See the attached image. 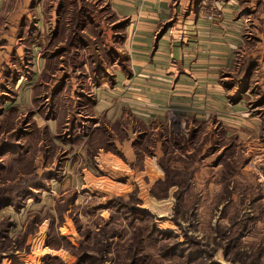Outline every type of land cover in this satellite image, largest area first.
Listing matches in <instances>:
<instances>
[{
	"label": "rangeland",
	"instance_id": "rangeland-1",
	"mask_svg": "<svg viewBox=\"0 0 264 264\" xmlns=\"http://www.w3.org/2000/svg\"><path fill=\"white\" fill-rule=\"evenodd\" d=\"M150 1L0 0V264H264V0H167L137 67Z\"/></svg>",
	"mask_w": 264,
	"mask_h": 264
},
{
	"label": "crops",
	"instance_id": "crops-1",
	"mask_svg": "<svg viewBox=\"0 0 264 264\" xmlns=\"http://www.w3.org/2000/svg\"><path fill=\"white\" fill-rule=\"evenodd\" d=\"M116 1H117V7H123L128 5L126 0H116ZM148 5L150 7L152 6L153 9L152 12H148L147 17H145L142 20L141 18H137L136 20L132 19V23L128 25L131 26L133 29L131 36L132 37L131 47H133L134 49V54L133 57L131 56V60L135 66L137 65V67H142L140 64H138V62L140 61L138 57L146 58L147 57L146 54H148L149 49L151 48L152 50V45L154 44L153 33L156 31V25L159 20H161L162 18H166V15L168 14V10H169L167 5V0H152V2L150 1ZM167 39H166V34H164L163 37L159 39V41L157 42L158 47L154 49L156 63L145 62L147 63V67L144 66L145 70L153 69L156 71H162L159 70L161 66L159 64L163 62L162 57H165L168 53V48H166L168 45ZM137 51H139L140 53L138 54Z\"/></svg>",
	"mask_w": 264,
	"mask_h": 264
},
{
	"label": "trees",
	"instance_id": "trees-1",
	"mask_svg": "<svg viewBox=\"0 0 264 264\" xmlns=\"http://www.w3.org/2000/svg\"><path fill=\"white\" fill-rule=\"evenodd\" d=\"M110 137L112 138V134H110ZM180 196H181L180 193H176V197L180 198ZM73 197H74V196H73ZM73 197H72L71 199H73ZM69 203H70V202H69ZM128 206H129V205H127V207H128ZM132 207H133L132 205H130V206L128 207V208H129L128 210H130V212H131V210H132ZM0 228H2V225L0 226ZM30 231H31V229L28 230L29 233H30ZM28 232H27V233H28Z\"/></svg>",
	"mask_w": 264,
	"mask_h": 264
}]
</instances>
